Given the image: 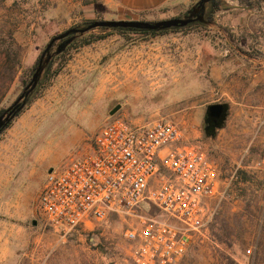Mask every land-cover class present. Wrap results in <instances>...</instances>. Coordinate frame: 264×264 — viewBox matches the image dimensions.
Here are the masks:
<instances>
[{
	"label": "rangeland",
	"instance_id": "374dc122",
	"mask_svg": "<svg viewBox=\"0 0 264 264\" xmlns=\"http://www.w3.org/2000/svg\"><path fill=\"white\" fill-rule=\"evenodd\" d=\"M198 1L175 0L140 20L183 17ZM111 15L105 0H0V116L24 92L53 37L115 20ZM209 22L160 31L95 28L59 54L62 40L55 43L36 88L0 133V264H136L125 232L137 217L112 214L63 233L47 224L39 203L50 170L88 150L117 116L176 122L222 170L209 223L173 264H264V35L249 57L221 11ZM215 62L225 65L214 71ZM219 102L229 115L211 135L206 109Z\"/></svg>",
	"mask_w": 264,
	"mask_h": 264
},
{
	"label": "built area",
	"instance_id": "2783aa9c",
	"mask_svg": "<svg viewBox=\"0 0 264 264\" xmlns=\"http://www.w3.org/2000/svg\"><path fill=\"white\" fill-rule=\"evenodd\" d=\"M223 183L219 164L176 122L117 116L88 150L47 174L39 203L47 224L63 233L112 214L137 217L125 232L134 262L173 264L209 223Z\"/></svg>",
	"mask_w": 264,
	"mask_h": 264
},
{
	"label": "water",
	"instance_id": "95a60500",
	"mask_svg": "<svg viewBox=\"0 0 264 264\" xmlns=\"http://www.w3.org/2000/svg\"><path fill=\"white\" fill-rule=\"evenodd\" d=\"M213 0H199L192 9L188 11L183 17H173L169 19L159 20V21H143V20H96L89 23L85 27L81 28H71L64 33L53 37L48 45L46 46L40 61L38 63L35 72L33 73L32 79L29 84L25 87L24 92L18 97V99L9 107L5 113L0 116V133L1 131L10 123V121L16 116L18 112L21 111L25 104V98L36 88L40 76L46 65L51 60V55L49 54L52 47L57 41H61L56 49V54L64 51L67 45L74 39L77 34H84L95 28H112V29H134V30H146V31H160L170 28L185 27L196 21L211 23L206 21L205 8L206 4ZM46 59L44 60V58ZM121 104H117L111 111L110 115H114L120 108ZM229 115V105L227 103H213L207 106L206 116L207 121H209L213 127L207 129V133L213 135L215 133V128H222L227 117ZM33 224L36 225L37 221L34 220Z\"/></svg>",
	"mask_w": 264,
	"mask_h": 264
},
{
	"label": "crops",
	"instance_id": "0c3cea01",
	"mask_svg": "<svg viewBox=\"0 0 264 264\" xmlns=\"http://www.w3.org/2000/svg\"><path fill=\"white\" fill-rule=\"evenodd\" d=\"M226 1L229 7L221 10L222 22L231 28L237 29L231 32H237L236 34L239 35V38L236 40L239 41V45L244 52L243 54L254 57L249 53L256 48L259 50L260 39L261 36L264 35V1H259V3L255 5L244 4L240 0ZM105 2L112 9L110 19L140 20L147 19L144 16L154 13L163 6L174 4L175 0H105ZM254 37L258 38L254 39ZM241 43L245 45L244 48ZM255 44L259 46L256 47ZM251 59L257 61L256 58ZM224 65L223 63L221 65L215 62L212 68L216 71L219 66L223 67ZM115 88H117V85H115ZM50 149L51 147H48L45 151H42L40 156L44 157Z\"/></svg>",
	"mask_w": 264,
	"mask_h": 264
},
{
	"label": "trees",
	"instance_id": "16d2710c",
	"mask_svg": "<svg viewBox=\"0 0 264 264\" xmlns=\"http://www.w3.org/2000/svg\"><path fill=\"white\" fill-rule=\"evenodd\" d=\"M240 1L242 3H244V4L255 5V4H258L259 1H264V0H240ZM228 7H229V5L226 2H224L223 0H217V1H215L213 3V6H212L211 11L209 12V15L207 17V20L212 21L214 19V15L217 12H219V11H221L223 9H226ZM127 30H129V29H127ZM130 30H134V29H130ZM18 114H19V112L16 115H18Z\"/></svg>",
	"mask_w": 264,
	"mask_h": 264
},
{
	"label": "flooded vegetation",
	"instance_id": "af4514ba",
	"mask_svg": "<svg viewBox=\"0 0 264 264\" xmlns=\"http://www.w3.org/2000/svg\"><path fill=\"white\" fill-rule=\"evenodd\" d=\"M210 127H213L212 124L207 121V116L205 117V129L207 131V129H209ZM215 131H216V128H215Z\"/></svg>",
	"mask_w": 264,
	"mask_h": 264
}]
</instances>
